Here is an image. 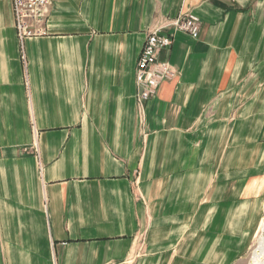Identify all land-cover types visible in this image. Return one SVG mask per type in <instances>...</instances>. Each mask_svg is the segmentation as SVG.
Wrapping results in <instances>:
<instances>
[{"label":"crops","instance_id":"obj_1","mask_svg":"<svg viewBox=\"0 0 264 264\" xmlns=\"http://www.w3.org/2000/svg\"><path fill=\"white\" fill-rule=\"evenodd\" d=\"M263 218L264 0H52L23 48L0 0V264H245Z\"/></svg>","mask_w":264,"mask_h":264},{"label":"built area","instance_id":"obj_2","mask_svg":"<svg viewBox=\"0 0 264 264\" xmlns=\"http://www.w3.org/2000/svg\"><path fill=\"white\" fill-rule=\"evenodd\" d=\"M52 0H11L15 36L23 48L24 42L33 37L48 34V18ZM175 32H182L191 38H198L199 18L193 14L178 17L173 23ZM173 34H163L156 29L147 36L136 61V100L142 105L156 93L160 83L175 76V70L167 62H159L160 50L168 48Z\"/></svg>","mask_w":264,"mask_h":264},{"label":"bare ground","instance_id":"obj_3","mask_svg":"<svg viewBox=\"0 0 264 264\" xmlns=\"http://www.w3.org/2000/svg\"><path fill=\"white\" fill-rule=\"evenodd\" d=\"M261 230L263 231V239H260L261 242L258 244V247L254 250L248 264H264V223L261 227Z\"/></svg>","mask_w":264,"mask_h":264},{"label":"rangeland","instance_id":"obj_4","mask_svg":"<svg viewBox=\"0 0 264 264\" xmlns=\"http://www.w3.org/2000/svg\"><path fill=\"white\" fill-rule=\"evenodd\" d=\"M263 223H264V218L261 222V225H260V228H259V231L257 233V236H256V239L254 241V244L252 245V248L251 250L249 251L247 257H246V260H245V264H248L254 250L258 247V244L261 242V240L263 239V231L261 230V227L263 226ZM261 235V236H260ZM261 237V238H260ZM261 239V240H260Z\"/></svg>","mask_w":264,"mask_h":264}]
</instances>
